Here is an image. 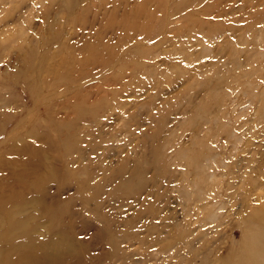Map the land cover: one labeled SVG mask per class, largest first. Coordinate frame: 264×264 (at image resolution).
<instances>
[{
  "label": "rangeland",
  "instance_id": "1",
  "mask_svg": "<svg viewBox=\"0 0 264 264\" xmlns=\"http://www.w3.org/2000/svg\"><path fill=\"white\" fill-rule=\"evenodd\" d=\"M254 231L264 264V0H0V264H254Z\"/></svg>",
  "mask_w": 264,
  "mask_h": 264
},
{
  "label": "bare ground",
  "instance_id": "2",
  "mask_svg": "<svg viewBox=\"0 0 264 264\" xmlns=\"http://www.w3.org/2000/svg\"><path fill=\"white\" fill-rule=\"evenodd\" d=\"M260 242H262L261 240V236L256 232L254 231L250 238H249V255L250 257H254L253 260H254V264H260L259 263V258L261 257V253L262 251L259 249V247L257 246ZM258 247V248H257ZM251 257V258H252ZM61 261H66L65 260V256H63L61 259H58V258H53V259H42L40 260L39 264H60Z\"/></svg>",
  "mask_w": 264,
  "mask_h": 264
}]
</instances>
